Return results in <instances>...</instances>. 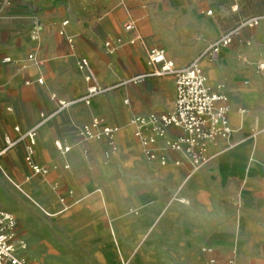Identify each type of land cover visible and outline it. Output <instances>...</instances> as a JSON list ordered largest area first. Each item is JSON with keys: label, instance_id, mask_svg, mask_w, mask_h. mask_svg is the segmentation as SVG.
Wrapping results in <instances>:
<instances>
[{"label": "crops", "instance_id": "crops-1", "mask_svg": "<svg viewBox=\"0 0 264 264\" xmlns=\"http://www.w3.org/2000/svg\"><path fill=\"white\" fill-rule=\"evenodd\" d=\"M260 16L264 0H0V148L37 127L32 159L48 170L35 175L25 162L28 140L0 157L15 193L0 206L15 216L29 264H264V18L200 62L211 86L224 85L233 131L209 146L207 164L177 166L162 140L151 160L130 125L175 109L174 79L147 76V48L184 68ZM82 59L116 88L60 109L88 90ZM94 118L120 129L109 159L107 138L79 137Z\"/></svg>", "mask_w": 264, "mask_h": 264}, {"label": "built area", "instance_id": "built-area-1", "mask_svg": "<svg viewBox=\"0 0 264 264\" xmlns=\"http://www.w3.org/2000/svg\"><path fill=\"white\" fill-rule=\"evenodd\" d=\"M264 16L253 17L243 21L237 29H234L217 39L203 54L195 58L192 63L184 68H177L172 61L166 58V52L162 49L147 48V66L150 77H172L175 83L176 100L175 109L167 114H152L149 116H132L130 125L134 129V137L145 149L147 156L153 160L157 154L151 149L153 145L162 140V150L166 154H178L180 159L174 161L177 166L189 165L192 169H197L210 161L208 149L211 144L218 139L228 140L233 131L230 126L231 106L225 93L224 85L217 84L211 86L208 78L204 74L200 62L208 57L216 60L222 49L228 47L233 39L238 35L239 30L245 26H256ZM67 22L64 23L66 25ZM134 29L133 24L126 25V30ZM141 41V40H140ZM72 42V40H69ZM122 44L121 40H118ZM132 43H135L133 41ZM110 55L114 54L115 47L111 42L105 43ZM33 60V56H29ZM5 61H8L7 59ZM79 69L84 73V79L88 83V90L84 96L69 103L61 104L60 109L70 107L77 103L90 105L94 98L116 88H103L97 81L95 72L91 69L86 59L80 60ZM140 79V78H138ZM132 80L137 83L139 80ZM41 83L40 80H38ZM128 104V101H125ZM43 122L50 116L42 115ZM170 128L181 130L183 136L172 139L167 137ZM19 132L18 129H16ZM98 131L100 134H98ZM118 127H108L103 125V120L94 118L86 125H83L79 137L81 142L107 138L109 150L105 153L106 159L117 152L116 135L119 133ZM37 127L21 134L17 140L6 138V146L0 148V157L7 150L13 148L17 143L28 140L26 146L25 162L35 175L46 176L48 170L40 168L33 162L34 148L36 145ZM79 145V144H78ZM56 147L63 153L70 151L71 147H66L56 143ZM161 164L166 165L165 156L161 158ZM56 190L57 187L55 186ZM64 203V200L61 199ZM17 220L15 216L0 206V264H29L24 253L28 248L25 240L18 237ZM204 252L211 253L212 249L204 248ZM216 261L212 259L211 264ZM232 264V262H231Z\"/></svg>", "mask_w": 264, "mask_h": 264}, {"label": "rangeland", "instance_id": "rangeland-1", "mask_svg": "<svg viewBox=\"0 0 264 264\" xmlns=\"http://www.w3.org/2000/svg\"><path fill=\"white\" fill-rule=\"evenodd\" d=\"M249 6H250V8H252V2H250ZM2 166H3L4 170L7 173H9V171L5 167L4 163L2 164ZM5 178L0 173V205H2L3 207H7L9 201L13 202V199L15 196L13 189L8 185V183H10L8 181V178H6V179ZM162 259H164V258H162ZM164 260H167V259H164Z\"/></svg>", "mask_w": 264, "mask_h": 264}]
</instances>
